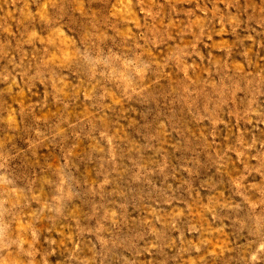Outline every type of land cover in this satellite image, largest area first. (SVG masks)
<instances>
[{"label":"rangeland","instance_id":"rangeland-1","mask_svg":"<svg viewBox=\"0 0 264 264\" xmlns=\"http://www.w3.org/2000/svg\"><path fill=\"white\" fill-rule=\"evenodd\" d=\"M0 264H264V0H0Z\"/></svg>","mask_w":264,"mask_h":264}]
</instances>
